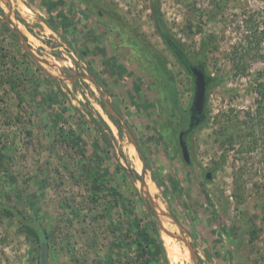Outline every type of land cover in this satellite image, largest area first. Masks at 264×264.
Listing matches in <instances>:
<instances>
[{"label":"rangeland","instance_id":"obj_1","mask_svg":"<svg viewBox=\"0 0 264 264\" xmlns=\"http://www.w3.org/2000/svg\"><path fill=\"white\" fill-rule=\"evenodd\" d=\"M156 9L217 79L189 164L193 80ZM200 29L215 38L204 51ZM262 72L264 0H0V203L45 229L44 264H264V107L248 88ZM40 251L0 209V264H40Z\"/></svg>","mask_w":264,"mask_h":264},{"label":"trees","instance_id":"obj_2","mask_svg":"<svg viewBox=\"0 0 264 264\" xmlns=\"http://www.w3.org/2000/svg\"><path fill=\"white\" fill-rule=\"evenodd\" d=\"M209 13L214 14L211 11H209ZM153 20L155 23V26L157 28V31L159 33V36L161 37L163 43L165 44V46L168 48V50L170 51V53L175 57V59L181 64L182 68L190 75L189 71L187 70V65H192L191 63H189L187 61V59L184 57L181 49L178 47V45L174 42V40L169 36L167 30L165 29L163 23H162V19L160 16V13L158 11V9L153 11ZM200 34H201V46H202V51H204V49L208 46H210L212 44H214V36L209 34H205L203 32V29H200ZM256 35H254V37L252 38L253 41H249V44H252V42L254 43V40L256 42L257 47L260 45V43L263 41V39L261 40L262 37H255ZM248 46L246 48H243V50L240 49L239 53H237L238 50L235 51V58L238 63L235 65L237 67V69H240L241 71L245 69V66L243 65V59H244V55L248 54V51L250 49V47L248 48ZM243 51V53H242ZM202 53H200L199 55V60L197 64H201L203 71L205 72V75L207 77V88L212 86L213 84H215L216 82V78H212L210 77V75H208L206 73V71L204 70V62L201 58ZM196 65V64H194ZM191 76V75H190ZM264 76L263 72L262 73H258L257 75L254 76V78L249 82L248 84V88L251 91H254L255 93H257V95H259V98L256 99V105H257V110L260 111L261 108L264 107V81H261L260 79H262V77ZM207 96V95H206ZM173 97V101H176V97L174 94H172ZM207 102V100H206ZM205 102V105H206ZM102 108L106 111L104 105L101 103ZM112 109L114 111H116L117 113H119L118 109L116 108V106H112ZM247 115V119L244 121V123H249V121L251 123H253V117L252 114L250 113H245ZM189 118H190V108H188L186 110V112L184 113V117L182 119L181 122V129L183 131L186 130V127L189 123ZM109 119L112 121V123L116 126L119 127L118 122L116 120H114L112 117L109 116ZM208 120V116L207 113L205 112V117L203 119V121L199 124H203ZM198 125V126H199ZM196 128V127H195ZM194 128V129H195ZM193 129V130H194ZM192 130V131H193ZM192 131H190L188 134H190ZM230 140H232V137L230 136ZM0 209L8 216H11L12 218H14L19 224H21V226L24 228L25 232L27 235L33 237L35 240L38 241L40 248H42V246H45L46 243V231L45 229H43L41 227V225L35 221L32 220L29 217H25L18 209H16L15 207H11L5 204H1L0 203ZM41 252V251H40ZM40 264H42L40 262Z\"/></svg>","mask_w":264,"mask_h":264},{"label":"water","instance_id":"obj_3","mask_svg":"<svg viewBox=\"0 0 264 264\" xmlns=\"http://www.w3.org/2000/svg\"><path fill=\"white\" fill-rule=\"evenodd\" d=\"M187 70L189 71L192 80H193V88H194V93H193V100L190 108V118H189V123L186 127V130L180 133L179 136V147L182 153L183 160L185 163L189 164V152L188 148L186 145V138L187 135L190 131H192L195 127H197L204 119L205 114V102H206V92H207V77L205 75V72L203 71V68L201 64H196V65H187ZM93 84L95 83L93 79H91ZM98 86V85H97ZM99 87V86H98ZM106 109L111 112V114L114 115V110H111L110 106L105 102ZM113 111V112H112ZM116 118V116L114 117ZM131 140L133 138L131 135H128ZM206 179L211 178V174L207 173L205 175ZM142 182H143V177H142ZM171 219L174 220V218L171 216ZM46 259V248L45 246H42L41 248V263L44 264Z\"/></svg>","mask_w":264,"mask_h":264},{"label":"bare ground","instance_id":"obj_4","mask_svg":"<svg viewBox=\"0 0 264 264\" xmlns=\"http://www.w3.org/2000/svg\"><path fill=\"white\" fill-rule=\"evenodd\" d=\"M159 208L162 209V207H160V205H159ZM163 225L164 226H166V225L169 226V224L165 222V218L164 217H163ZM170 231H173V230H170ZM163 239H164V243L166 244V247L168 246L167 247L168 251L171 254H173L172 259L179 260V257H178L180 255L179 254L180 250L178 248L179 246L177 247L176 245H174V242L172 241V238H169V237L164 235ZM180 257H181V255H180Z\"/></svg>","mask_w":264,"mask_h":264}]
</instances>
